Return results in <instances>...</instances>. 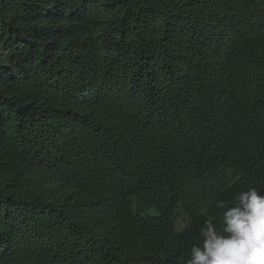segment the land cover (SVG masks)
I'll list each match as a JSON object with an SVG mask.
<instances>
[{"label": "trees", "instance_id": "obj_1", "mask_svg": "<svg viewBox=\"0 0 264 264\" xmlns=\"http://www.w3.org/2000/svg\"><path fill=\"white\" fill-rule=\"evenodd\" d=\"M248 188L264 0H0V264H187Z\"/></svg>", "mask_w": 264, "mask_h": 264}, {"label": "clouds", "instance_id": "obj_2", "mask_svg": "<svg viewBox=\"0 0 264 264\" xmlns=\"http://www.w3.org/2000/svg\"><path fill=\"white\" fill-rule=\"evenodd\" d=\"M223 221L222 232L205 222L201 245L192 246L187 264H264V194L256 188L241 191Z\"/></svg>", "mask_w": 264, "mask_h": 264}, {"label": "rangeland", "instance_id": "obj_3", "mask_svg": "<svg viewBox=\"0 0 264 264\" xmlns=\"http://www.w3.org/2000/svg\"><path fill=\"white\" fill-rule=\"evenodd\" d=\"M184 225H185V221L179 219L178 222H177V229L181 230L184 227Z\"/></svg>", "mask_w": 264, "mask_h": 264}]
</instances>
